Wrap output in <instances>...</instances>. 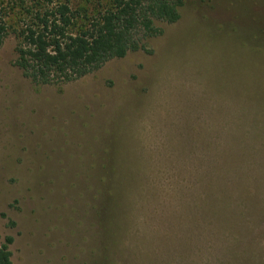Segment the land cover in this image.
Wrapping results in <instances>:
<instances>
[{"label": "rangeland", "instance_id": "1", "mask_svg": "<svg viewBox=\"0 0 264 264\" xmlns=\"http://www.w3.org/2000/svg\"><path fill=\"white\" fill-rule=\"evenodd\" d=\"M44 1L0 0L11 264H212L246 233L264 253V0H183L142 48L38 84L16 31Z\"/></svg>", "mask_w": 264, "mask_h": 264}, {"label": "trees", "instance_id": "2", "mask_svg": "<svg viewBox=\"0 0 264 264\" xmlns=\"http://www.w3.org/2000/svg\"><path fill=\"white\" fill-rule=\"evenodd\" d=\"M90 1L88 6L74 7L70 0H45L26 9L22 28L16 31L15 63L31 81H73L112 58L142 48L144 38L162 33L158 22L173 23L180 18L183 4V0ZM4 16L0 7V46L9 32ZM219 230L208 232L207 239L218 241ZM248 234L239 239V246L230 244L224 254L227 259L212 264H264V253L256 251L257 243ZM12 240L6 236L0 245V264H11L8 245Z\"/></svg>", "mask_w": 264, "mask_h": 264}]
</instances>
